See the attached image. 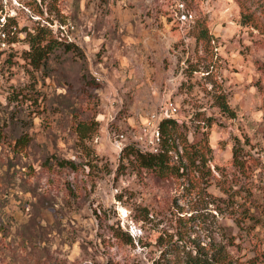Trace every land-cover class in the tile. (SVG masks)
<instances>
[{"label":"rangeland","instance_id":"obj_1","mask_svg":"<svg viewBox=\"0 0 264 264\" xmlns=\"http://www.w3.org/2000/svg\"><path fill=\"white\" fill-rule=\"evenodd\" d=\"M184 1L180 25L156 0H0V264H264V0ZM38 26L73 44L40 70ZM165 99L171 163L205 133L211 176L156 178L112 144Z\"/></svg>","mask_w":264,"mask_h":264},{"label":"trees","instance_id":"obj_2","mask_svg":"<svg viewBox=\"0 0 264 264\" xmlns=\"http://www.w3.org/2000/svg\"><path fill=\"white\" fill-rule=\"evenodd\" d=\"M264 6V5H262ZM187 7V5H186ZM188 9V8H187ZM189 10V9H188ZM190 11V10H189ZM264 12V8L262 7ZM255 24H259L255 22ZM0 32L5 33L11 31L8 28V23H0ZM264 25V21L262 22ZM28 48L24 50L23 56L27 62L32 66L33 69L40 70L45 64L49 55L60 49L61 51H69L72 49L73 44L70 42L62 41L61 39L55 37L51 29L46 26H38L34 32L27 33ZM222 110L233 114L229 106L226 103L221 102ZM210 126V123L208 124ZM184 125H179L174 117L165 118L160 122V134H161V144L158 152L154 153L152 151H143L138 148L132 141L127 142L120 152L124 155L130 156L132 158L131 162H134L138 169L144 172L150 173L156 178H167L170 176H179L185 173L188 169L194 171L204 172L205 174L211 176V170L208 164V153L211 152V148L207 144V137L205 133H202V137L192 140H188L187 136L181 138L180 145L182 147V157L185 158L184 164L171 163L170 151H176L175 138L176 133L182 134L178 129ZM207 126V127H208ZM78 131L81 137H84L89 130L85 123L79 122L77 125ZM239 141L232 147V161L234 165L239 166L244 169V172L248 170L246 160L242 158V149L238 147ZM60 166H70L74 167V164L66 159H60L57 161ZM250 219V215H246ZM120 232V233H119ZM115 237H121L123 231H113ZM126 243L132 242V237L127 234L125 239ZM187 264H210L208 258L201 257L199 255L192 256Z\"/></svg>","mask_w":264,"mask_h":264},{"label":"built area","instance_id":"obj_3","mask_svg":"<svg viewBox=\"0 0 264 264\" xmlns=\"http://www.w3.org/2000/svg\"><path fill=\"white\" fill-rule=\"evenodd\" d=\"M156 1L165 4L169 11L168 15L180 25L190 22L193 18V14L187 9L184 0ZM178 110L179 107L176 102L171 99L163 100L155 110L146 115L137 132L132 135V142L143 151L158 152L161 144L160 122L165 118L174 117L178 113ZM126 142L124 133H118L112 140V144L118 151L122 150Z\"/></svg>","mask_w":264,"mask_h":264}]
</instances>
